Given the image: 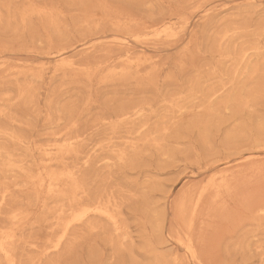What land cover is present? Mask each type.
<instances>
[{
    "label": "rangeland",
    "instance_id": "rangeland-1",
    "mask_svg": "<svg viewBox=\"0 0 264 264\" xmlns=\"http://www.w3.org/2000/svg\"><path fill=\"white\" fill-rule=\"evenodd\" d=\"M262 204L264 0H0V264H264Z\"/></svg>",
    "mask_w": 264,
    "mask_h": 264
},
{
    "label": "bare ground",
    "instance_id": "bare-ground-1",
    "mask_svg": "<svg viewBox=\"0 0 264 264\" xmlns=\"http://www.w3.org/2000/svg\"><path fill=\"white\" fill-rule=\"evenodd\" d=\"M95 17V16H94ZM143 23V22H142ZM136 24V23H135ZM137 26V25H136ZM139 26V25H138ZM140 27V26H139ZM119 47V46H118ZM125 47V46H124ZM129 50V49H128ZM247 139V138H246ZM140 150V149H139ZM236 153V152H235ZM232 155V154H231ZM213 161V160H212ZM254 164V163H253ZM237 166V165H236ZM243 166V165H242ZM262 167H263V165H262ZM261 167V168H262ZM260 168V167H259ZM260 171H262V169L260 170ZM261 177V176H260ZM256 179V178H255ZM239 181V180H238ZM254 181V180H253ZM195 183V182H194ZM250 184H252V183H250ZM256 184V183H255ZM191 185H192V183H191ZM220 187H221V185H219ZM218 186V187H219ZM239 186V185H238ZM243 186V185H242ZM247 186V185H246ZM256 186V185H255ZM227 187H229V186H227ZM230 188V187H229ZM191 189V188H190ZM231 189V188H230ZM255 189V188H254ZM261 189V188H260ZM192 190V189H191ZM199 190V189H198ZM250 190V189H249ZM213 191V190H212ZM215 191L218 193V190H216L215 189ZM251 191V190H250ZM253 191V190H252ZM190 192V191H189ZM192 192V191H191ZM184 193V192H183ZM187 193V192H186ZM212 193V192H211ZM84 194V193H83ZM215 195V194H214ZM232 195V194H231ZM241 196H242V194H240ZM260 195V194H259ZM258 195V196H259ZM191 196V195H190ZM208 196H209V194H208V192H204V193H201L200 194V196H199V198H198V201H197V203H196V205H197V207H203L204 205H205V203H206V205L205 206H207L208 204H207V198H208ZM229 196V195H228ZM239 196V195H238ZM191 197H193V195L191 196ZM195 197V196H194ZM37 198H38V196H37ZM185 197L184 196H180V199H179V202H178V209H179V211H180V213L182 214V212L184 211V208H185V199H184ZM208 200H209V198H208ZM238 200V199H237ZM211 201V200H210ZM209 201V202H210ZM255 201V200H254ZM227 202V201H226ZM248 203V202H247ZM257 203V202H256ZM262 203H263V201H262ZM215 204V203H214ZM214 204H211V205H214ZM240 204H241V202H240ZM227 205V204H226ZM262 205H264V204H262ZM210 207V206H209ZM226 207V206H225ZM224 207V208H225ZM231 207V206H230ZM261 207V206H260ZM207 208V207H206ZM212 208V207H211ZM205 209V208H204ZM219 209V208H218ZM251 209V208H250ZM252 209H253V206H252ZM226 210V209H225ZM235 210V209H234ZM208 212V211H207ZM219 214V213H218ZM217 218V217H216ZM218 219V218H217ZM221 222V221H220ZM217 223V222H216ZM215 224V223H214ZM198 228V227H197ZM198 234V233H197ZM3 247V246H2ZM0 250H2L1 248H0ZM169 250V249H168ZM6 251V250H5ZM12 251V250H11ZM2 252V251H1ZM8 254V253H7ZM4 256H6V254L4 255ZM8 257H9V255H8ZM8 262H9V259L7 260ZM11 261V260H10ZM14 261V260H13ZM13 261H11V263L10 264H13ZM54 264V263H53Z\"/></svg>",
    "mask_w": 264,
    "mask_h": 264
}]
</instances>
